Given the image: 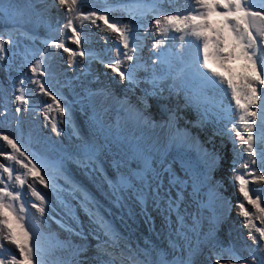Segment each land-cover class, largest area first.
I'll return each mask as SVG.
<instances>
[{
    "label": "snow or ice",
    "instance_id": "obj_1",
    "mask_svg": "<svg viewBox=\"0 0 264 264\" xmlns=\"http://www.w3.org/2000/svg\"><path fill=\"white\" fill-rule=\"evenodd\" d=\"M175 2L99 0L98 7L97 0H53L51 4L48 0H24L23 4L0 0V23L9 22L0 27V72L7 77L19 71L13 65L16 52L9 54L15 43L12 34L34 40L23 27L29 23L48 32L42 49L25 48L20 53V68L27 66L31 75L21 71L11 81L16 105L11 114L18 135L0 132V142L7 148L0 152L6 161L0 163V264H48L46 253L54 248L71 252L70 259L57 264H92L93 260L97 264H264L262 193L249 188L264 182V0H186V7L168 11ZM56 6L65 10L63 23L51 14ZM115 11L121 12L120 18L113 15ZM84 21L105 33L101 39L106 43L107 34L115 35L109 59L81 46L88 42ZM152 32L151 56L146 60L142 53ZM69 41L76 47L68 46ZM49 48L67 53L69 67L76 65L82 73L87 71L84 59L98 61L125 83L123 98L114 97L106 88L77 92L82 85L55 71V53L50 54ZM77 57L84 59L77 61ZM235 61L242 62L239 73L231 66ZM25 81L37 86L32 93ZM65 90L74 94L73 99L63 94ZM36 93L50 98L42 108L44 121L57 135L64 130L61 124L71 126L75 143L65 147L58 142L57 146L45 139L33 140L31 135L25 141L21 113L38 110L30 103V95ZM2 98L0 90V124L10 115ZM109 99H116L123 123L111 124L106 119L111 110L106 105ZM75 104H81L87 116L85 135L73 124ZM153 107L159 120L150 111ZM184 108L196 111L193 127L211 125L206 142L187 127H178ZM157 130L161 135H155ZM216 137H220L219 146ZM225 138L232 145L228 161L232 182L242 197L236 204L237 214L243 217L252 241L243 249H237L231 239L225 244L218 235L231 202L220 191L222 182L213 181L211 174L222 167ZM193 149L194 159L189 155ZM69 164L104 190L107 206L72 178ZM37 185L48 189L54 199H46ZM205 188L209 202L220 200L224 208L213 213L207 231L202 230L201 216L207 205L200 199ZM189 203L196 206L195 211H189ZM30 209L39 213L43 225L56 223L69 239L61 241L46 234L34 223ZM116 219L129 229L142 221L157 238L165 237L167 248L147 239L146 247L137 244L133 248L114 226ZM257 220L262 226H257ZM72 237L82 243H74ZM89 237L97 241L92 258L87 256ZM6 245L14 246L15 252L5 255Z\"/></svg>",
    "mask_w": 264,
    "mask_h": 264
},
{
    "label": "clouds",
    "instance_id": "obj_2",
    "mask_svg": "<svg viewBox=\"0 0 264 264\" xmlns=\"http://www.w3.org/2000/svg\"><path fill=\"white\" fill-rule=\"evenodd\" d=\"M5 3H9L10 0H4ZM19 2L21 4H23L24 0H19ZM53 2V0H48V3L51 4ZM96 6H101L99 4V0H97V3H96ZM187 6V2L186 0H176V2L174 4H172L171 6H168L167 10L168 11H172L173 9L177 8V7H180V8H183V7H186ZM38 7H43V5H39ZM84 10L87 11L88 10V7L87 5L84 7ZM51 14L55 19H59V21L61 23H63L66 19V13H65V10L59 6H56L54 8L51 9ZM113 15L116 16L117 18H120L121 17V12L119 11H115L113 12ZM111 19V17H110ZM213 19L215 20L216 18L213 17ZM128 20L127 18L125 17L124 18V23H127ZM9 22L8 21H3L2 23H0V27H4L8 24ZM79 23V22H77ZM83 26H84V31L87 33L88 35V42L85 44V43H82V47H85V48H88V47H91L95 52H98L101 54L102 58L107 60V55L100 51V49H102L104 47V45L102 43H105L106 45H109V47L112 49L113 47V41L115 39V35L114 34H107L109 35V41L106 43L104 40L102 39H97L98 37H96L93 33V31H95L96 29L93 28V25L88 22V21H84L83 22ZM24 30L30 32L33 34L34 36V40H27L21 36H19L17 33H13L12 34V39L14 40V44L12 46H10L9 48V54L11 55V52L12 51H15L16 52V56L13 58V65L14 67L16 68H19V71H12L11 73V77H7L5 73L3 72H0V81H2L3 83L0 84V90L3 91V98H2V103L3 104H6L8 106V111L10 113V115H8L7 117V121L0 124V132H3L4 134H8L12 137H16L18 135V132H17V127H16V121L14 119V114H11L13 113L14 111V108H15V102L13 101V89H12V86H11V81L14 80V79H18L19 78V75H20V72H24V73H27L29 75H31V73L29 72V69L27 66H23L22 68H20V66L23 64V56L20 55V53H22L24 51L25 48H31V49H36V48H40L42 49L44 47V39L47 37L48 35V32H47V29L43 26H37L35 23H29V24H25L24 26ZM98 29V28H97ZM97 32V31H95ZM105 34H101V36H103ZM179 35V34H177ZM155 36V33L152 32L149 34V38L145 41V47H144V50H143V53L142 55L144 56V58L147 60L150 56H151V53L149 52V48L153 42V37ZM7 38V37H5ZM56 38L58 39V35L56 36ZM68 44V46L72 47V48H75L76 46L75 45H72L69 42H66ZM174 44H176V46L178 47V42H175L173 41ZM165 48L169 47L168 44H165L164 45ZM49 53L52 54V53H55V55L53 56V66H54V69L57 73H63L64 75L68 74V77L69 79H74V81L79 84V85H82V88L81 87H78V90L76 89L77 92H82V89H89V88H85L84 85L86 86H89V79L88 77H90V80L93 81L95 80V71L97 72H108L109 70L108 69H105V67L100 64L98 61H92V62H89L87 61V59H84V58H80V57H77V61H80L81 59H84V64H83V67L87 69L86 72H83L82 73V70L81 68L77 67L76 65H72L71 67H69V64H68V54L67 53H63L62 50H57V49H53V48H49ZM61 58H59V57ZM38 58V57H37ZM66 58V59H65ZM64 59V61H63ZM152 59H155V57L153 56ZM241 64L242 62L241 61H235L231 66L236 70L237 73L241 72L242 71V68H241ZM177 67H179L180 65L176 64ZM212 67L216 68L218 71L221 70L219 69V67L215 64V63H212L211 65ZM66 67V69H65ZM99 68H101L102 70H99ZM79 73V74H78ZM111 73V72H110ZM113 77H117L119 79V77L116 75V74H113ZM140 75H143V73H140ZM262 75H264V73H262ZM82 78V80H81ZM100 84H102V86H99V84H97L98 88L95 89H91L92 91H97V90H100V89H108V86L110 85L112 88H113V96L118 98L117 95H119V88L118 87H113L112 86V83L109 82L106 78H101L100 79ZM170 83V81H169ZM25 86L29 89V92L32 93L35 89H36V85L34 84H28L27 81H25ZM144 85H141V87H143ZM17 87H19V85H17ZM102 87V88H101ZM124 92L123 94L125 93L126 91V85L124 86ZM67 92V94L65 93ZM118 92V93H117ZM69 100L73 99V95L68 92L67 90L64 91L63 93ZM136 94L139 95V89L136 90ZM130 97H132L131 94H129ZM41 97H42V94H39V93H36V94H31L30 95V103L34 106V108H37L39 107L41 104H46L47 102V99H45L44 101H41ZM135 98V96H133ZM180 98H183V94H181V97ZM76 99H80V97H76ZM110 101L114 102L116 101V99H109ZM64 103V102H62ZM87 101H84V105H87ZM75 104L73 106V111H74V117L75 119L77 120L76 121V124H78L79 126V132L81 133V135H85L87 133V128H83L81 123H80V120L81 119V116H82V112L85 113V111L82 110V105L80 104ZM118 106H116L114 108V110L117 108ZM192 109L193 112H194V115H195V119H192L190 118V113H189V110ZM112 110V111H111ZM110 111L113 112V108L111 109ZM42 111V109H41ZM90 111V110H89ZM109 111V114L111 113ZM35 112H37V114H35ZM43 112V111H42ZM23 114H28V113H31L29 116H27L26 118L23 117V122L24 123H28V126H22V129H23V136H24V139L25 141H27L29 135H31V137L33 138L32 134H31V124H35L36 126V131H38L40 133V129L43 128L45 130L46 133H48V136H50V133L53 134V136L55 138H57L58 140H61L64 144V146H70L72 145L73 143L76 142L75 140V137H72L71 136V130L68 131L65 129V127H62V129H64L63 131L67 132L68 135H64L61 134L60 135H57L51 128V130H46V128H44L43 125L40 126V124L38 125L37 122L40 121V116L43 114L41 112H38V111H22ZM53 114V113H52ZM155 115V119L159 120L160 117L158 114H154ZM181 115L184 117V119L180 120L178 122V127L183 129L185 128V126L188 124L189 125V130L192 132L193 135L195 136H199V139L201 140V142H206L207 140V137L209 135H211V125H206L203 129L201 128H198V127H193V125L195 124L196 120H197V115H196V111L195 109L193 108H184L182 111H181ZM87 117V116H86ZM86 117H83L81 119V121H84L86 123V126H87V122H86ZM32 119H34V121H32ZM0 120H3V117H0ZM9 121H13L15 124L12 125V126H9ZM118 121V120H114L113 122H110L111 124H115V122ZM190 121L191 123H186ZM63 125V124H61ZM70 129H71V126H70ZM84 132V133H83ZM41 135V133H40ZM52 137V136H51ZM53 138V137H52ZM67 138H71L72 141H69L67 140ZM216 140V143L217 145L219 146L220 144V137H216L215 138ZM205 147H208L209 149H211V145H208L207 143H205ZM232 145L231 143L227 142V139L225 138V146L223 148V153L225 154V159L224 161L222 162V166L224 164H227V166H230L228 161L231 160L232 158V154H231V149ZM36 149V148H34ZM4 151H7V148L6 146L3 144V142H0V152H4ZM229 158V159H227ZM0 163H6V161H4V159L2 157H0ZM73 166L74 167V170H77L76 169V165L74 164H69L68 167ZM18 167V166H17ZM222 168V167H221ZM242 173H243V169L240 170ZM225 170H221L219 171V175L220 176H224V178H227V179H230L232 180V176L230 177V175H225ZM72 174V178L74 180H76L77 182L81 183L82 186L86 185L88 186L93 192L95 191H102L101 188L98 187L97 184L93 183V181L87 177V176H84L82 175L81 179H79L78 177H76V175L73 173ZM230 174L232 175V172L230 170ZM216 176V172L213 174H211V177H212V180L213 181H218V177L221 178L220 176ZM233 185V183H232ZM38 186V185H37ZM211 186V185H210ZM234 186V185H233ZM250 187V190L255 193L259 190V182L257 183H254V184H250L249 185ZM85 187V186H84ZM38 188V187H37ZM236 189V187H234ZM39 191L42 192V194H45L46 196V199H54V197L52 196H49L48 193H49V190L48 189H44L43 186H41L39 189H37ZM95 190V191H94ZM208 188H205L204 191L201 193V197L200 199L203 201L204 204H206L207 206L206 207H214V211L215 213L219 214L221 212L224 211V208L222 206V202L220 200H216L214 202H209V197L207 195L208 193ZM229 188L228 186L224 185L223 188L220 189V191L222 192V195L224 197L227 198L228 201L231 202V211L230 213L228 214V219L227 221L224 223V229H225V234L226 235H220V239L225 243V244H228L229 243V239H228V235L229 233L231 234V232L234 231L235 227H238L240 228L243 232H244V235H245V238L247 240L248 239V229L243 227V217L239 216L237 213H238V210H236V212L234 211V203L236 202L237 203V200H233V190H230L231 192V196L229 194ZM189 191H191V189H189ZM241 195V194H240ZM97 196L99 197L100 201H102L105 205H106V200L104 198V193H98ZM242 198V197H241ZM34 199V198H33ZM234 202V203H233ZM262 204H264V201L262 202ZM195 205L189 203V211H195ZM246 207L249 208L250 211H254L250 205H247L246 204ZM204 208V207H203ZM35 209H30L32 215H33V211ZM204 212H206L205 210H203ZM37 218L39 220H34V223L36 221H38V227L40 229H42L43 231H46V226L43 225L40 221V217H39V213H37ZM82 216H83V220L85 222H87V217L84 216L83 213H81ZM230 214L234 217V218H231L230 217ZM40 221V222H39ZM140 223H138V225L136 224V226L139 228V230L141 232H143V236L145 238L144 242L146 241L147 237L148 238H151V243H153V236L150 234V231H149V228L147 225H145L142 221H139ZM239 223V224H238ZM257 223V226H262L260 225V222L257 220L256 221ZM54 223L52 222H49V225H53ZM115 224V223H114ZM117 225V224H115ZM210 226V222H209V225L207 227V229H203V231H207L208 228ZM221 227V226H220ZM156 228H157V231H159L160 229V219L159 217L156 218ZM55 231H59V230H55ZM53 232V231H52ZM61 232V231H59ZM51 233V232H50ZM62 233V232H61ZM142 236V237H143ZM125 237L129 238V236L127 234H125ZM73 238V237H72ZM162 238V236L160 237ZM75 239V238H74ZM130 239V238H129ZM79 240V239H77ZM131 240V239H130ZM141 241V237L138 239ZM80 241V240H79ZM93 239H89L88 242H89V245L92 243ZM133 241V240H131ZM137 240L133 241V242H136ZM146 244V243H145ZM147 245V244H146ZM159 245V244H158ZM162 248H167V244H164L161 246ZM12 252H15V248L14 246L10 247V248H6V252H5V255L9 254V253H12ZM244 255H247L246 252L243 253ZM203 259V257H202ZM93 262H96L97 264V261L93 260Z\"/></svg>",
    "mask_w": 264,
    "mask_h": 264
},
{
    "label": "bare ground",
    "instance_id": "obj_3",
    "mask_svg": "<svg viewBox=\"0 0 264 264\" xmlns=\"http://www.w3.org/2000/svg\"><path fill=\"white\" fill-rule=\"evenodd\" d=\"M10 2H11V0H10ZM98 23L99 24H102V22H98ZM93 28H95L96 29L95 31H97V32L93 31L94 35L95 36L97 35L96 36V37H98L97 39H101V34H105V33L101 32L94 25H93ZM102 44L104 45V47L102 49H100V51L104 52L105 54L107 53L106 54L108 56L107 59H109V56L111 54V48L109 47V45H106L105 43H102ZM59 58H61V57H59ZM63 61H64V59H63ZM65 69H66V67H65ZM101 78H106L109 82L112 83V86L114 88L115 87H118L119 88V90H118L119 95H117V97L118 98H121V99L123 98V96H124V94H123L124 90L123 89H124L125 83L124 82H119V79L117 77L116 78L113 77V75L109 71L108 72H97V71H95V80L91 81L90 80V77H88V79H89V86L84 85L85 88L93 89V88L96 87L95 89H97L98 88L97 84H99V86H102V84H100V82H99ZM81 80H82V78H81ZM65 93L67 94V92H65ZM130 98L132 99L133 102H135V98L133 96L130 97ZM95 99L97 100L98 97L95 98ZM180 100H181V103H183V98H180ZM116 106H118V107L114 110V108ZM111 108H113L114 111H113L112 114H109L108 113V118L107 119L109 120V122L112 120V118H114V119L120 121L121 123H123L124 114L120 112L119 105L117 104L116 101L113 102V105L111 106ZM150 111L152 113H154V114H157L156 113V110H155V107H153ZM13 113H14V111H13ZM189 113H190L189 114L190 115V118L195 119V115H194V112H193L192 109L189 110ZM35 114H37V112H35ZM79 120H80V123H81L82 127L83 128H85V127L87 128L86 123L84 121H81V119H79ZM85 120L87 122V117H86ZM32 121H34V119H32ZM37 124L38 125L40 124V126L41 125H43V126L45 125L46 127H48L49 130H51V128H52L51 127V124H49V123H47V122L44 121V117L42 115L40 116V121L37 122ZM35 126H36L35 124H31V134L33 136V140H35L36 138H41V139L48 140L50 143H53L54 145H57V146H58V142H62L61 140H58L57 138H55L52 133H50V136H48V133H46L43 128L40 129V133H41V135H40V133L38 131H36V127ZM61 126L64 127V125H61ZM185 127L189 128V125L187 124ZM132 130L134 131V129H132ZM62 134L68 135L66 131L65 132L62 131ZM155 135H161L159 133V130H157V132H156ZM189 155L194 159L195 156H196V152L195 151H190ZM227 159H229V158H227ZM174 167H176L177 170L179 169V165H174ZM69 170H70L71 173H73L74 172V167L70 165ZM221 170H225V173H224L225 175H231L230 174V166H227V164H224L222 166V168L216 172V176L219 175L218 173ZM81 175H83V173H81ZM220 177L221 178L218 177V181H221L222 184H223V186L226 185V186H228V188L230 190H233V194H234V196L232 197L233 200H237V202L240 201L242 199L241 198V195L238 192L237 187L234 184H233L234 186L232 185V183H233L232 180L227 179V178H224L223 175L220 176ZM259 185H260V187H259V190L258 191L262 193V202H263L264 201V182H259ZM84 186H85V188L88 191H90L100 201L99 197L97 196V194L95 192H93L88 186H86V185H84ZM38 187H41V186L38 185ZM234 187H236V189ZM230 190H229V194H230ZM48 195L51 196L49 193H48ZM100 203L101 204H104L102 201H100ZM105 206H107V205H105ZM236 210H238V208L237 207H234V211L235 212H236ZM32 216H33V219L34 220H39L37 218V214H36V211L35 210L33 211V215ZM230 217L231 218H234L231 214H230ZM52 223H54V222H52ZM114 223L118 225V229L117 230L120 231L122 235L125 236V234H127L129 236V238L131 240H133V241L138 240L140 237H142L144 235L143 232H141L139 230V228L136 226V224H134L132 226V228L129 229V228H127L126 225L122 224L119 221V219L114 220ZM224 225L225 224H222L221 227H220V231L218 233L219 236L220 235H226L225 234ZM55 232H59V231H53L51 233H55ZM71 239L76 244L82 243V241H79L77 239H74V238H71ZM228 239H229V242H230V239L235 242L237 249H243L247 245H251L252 244V241L251 240H247L245 238L244 232L240 228H238V227H235L234 231L231 232V235L230 236L228 235ZM147 240H150L151 241L152 239L147 237ZM96 243H97V241L93 239L92 243L89 245V251L87 253V256L89 258H92V257L96 256V248H95ZM145 243H146V241H145ZM88 244H89V242H88ZM10 247H12V246L6 245V248H10ZM80 258L83 259L84 257L81 256ZM104 259H107V257H104ZM200 259H202V257ZM92 264H96V262H93L92 261Z\"/></svg>",
    "mask_w": 264,
    "mask_h": 264
},
{
    "label": "rangeland",
    "instance_id": "obj_4",
    "mask_svg": "<svg viewBox=\"0 0 264 264\" xmlns=\"http://www.w3.org/2000/svg\"><path fill=\"white\" fill-rule=\"evenodd\" d=\"M66 58H68V57H66ZM65 58V59H66ZM99 70H102L101 68H99ZM109 70V69H108ZM109 72H111V70H109ZM112 73V72H111ZM114 74V73H113ZM64 76H66V77H68V74H66V75H64ZM77 90H78V87H77ZM73 96H74V94L73 93H71ZM45 99H47V102L46 103H48V102H50V98H48V97H46V96H43L42 95V97H41V101H44ZM100 99L101 98H99L98 97V99L96 100L97 101V103H99V101H100ZM62 102H64V101H61V103ZM63 104V103H62ZM43 105L44 104H41L39 107H37V108H35V109H38L37 111L38 112H41V113H43L42 111H41V109L43 108ZM80 105V104H79ZM78 105V106H79ZM106 105H109V106H112L113 105V102L112 101H110V100H107L106 101ZM112 109V108H111ZM53 113V114H52ZM31 113H28V114H23V113H21V117H22V123H21V128H22V126H28V123H24L23 122V117L24 118H26L27 116H29ZM89 114H90V111H89ZM42 116H43V114H42ZM50 116L51 117H53V118H56V113L55 112H51L50 113ZM83 117H86V115H85V113L84 112H82V116H81V119L83 118ZM107 118H108V116H107ZM106 118V119H107ZM72 120H73V124H74V126H75V128L77 129V130H79V126H78V124H76V119H75V117H74V111L72 112ZM108 120V119H107ZM109 121V120H108ZM110 123V122H109ZM15 123L13 122V121H9V126H12V125H14ZM50 124V123H49ZM60 127H61V125H60ZM44 128H46V130H49L48 129V127H46L45 125H44ZM66 130H68V131H70L71 129H70V126L68 127V128H65ZM67 140H69V141H72V139L71 138H67ZM65 147H68V146H65ZM33 151H36V149H34L33 148ZM81 173L82 172H80V171H78V170H74V174L76 175V177H78L79 179H81V177H82V175H81ZM232 175H230V177H231ZM38 187V186H37ZM250 187V186H249ZM40 187H38L37 189H39ZM251 188V187H250ZM95 191V190H94ZM25 192H27V189H25ZM95 193L96 194H98V193H104V190H102V191H95ZM230 196H231V192H230ZM234 203V202H233ZM236 202L234 203V206L236 207ZM203 210H205L206 212H204ZM215 211H214V207H204V208H202V211H201V216H202V228L203 229H207V227H208V225H209V222L211 221V218H212V216H213V213H214ZM80 216H81V219L83 220V216H82V214L80 213ZM40 222V221H39ZM85 222V221H84ZM37 225H38V221H36L35 222ZM85 223H87V222H85ZM39 226V225H38ZM114 226L116 227V229H118V225H115L114 224ZM55 230H59V231H61V232H55V233H52V234H54V236L56 237V238H58L59 240H61V241H65V240H67V239H69V237H68V234L66 233V232H64L63 230H61L60 228H59V226L56 224V223H54L53 225H49L48 224V226H46V231H44L46 234L47 233H49V232H52V231H55ZM150 234L153 236V243L152 244H154V245H156V246H158V247H160V248H162L161 246L162 245H164V244H167V240L165 239V237L164 236H162V238H157V236L154 234V233H152V232H150ZM73 238H75V239H78V238H76V237H73ZM89 239H92L91 237H89ZM144 240H145V238H144V236L143 237H141V241L140 240H137L136 242H133V241H131L129 238H128V241H129V243H131V245H132V247L133 248H135L136 247V245L137 244H139V246L141 247V248H143V247H146L147 245L145 244V243H143L144 242ZM53 243H55V240L53 241ZM159 244V245H158ZM70 256H71V252L69 251V250H63V249H60V248H54L53 250H51L49 253H46V261L48 262V264H57V261H66V260H68V259H70Z\"/></svg>",
    "mask_w": 264,
    "mask_h": 264
},
{
    "label": "water",
    "instance_id": "obj_5",
    "mask_svg": "<svg viewBox=\"0 0 264 264\" xmlns=\"http://www.w3.org/2000/svg\"><path fill=\"white\" fill-rule=\"evenodd\" d=\"M108 89L113 93V88L109 85L108 86ZM112 111V110H111ZM110 111V112H111ZM113 112H111L110 114H112ZM153 114V116H154V118H155V115H154V113H152ZM114 120H116V119H114V118H112V120L110 121V122H113ZM191 151H195L194 149L193 150H191Z\"/></svg>",
    "mask_w": 264,
    "mask_h": 264
}]
</instances>
